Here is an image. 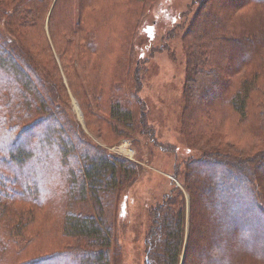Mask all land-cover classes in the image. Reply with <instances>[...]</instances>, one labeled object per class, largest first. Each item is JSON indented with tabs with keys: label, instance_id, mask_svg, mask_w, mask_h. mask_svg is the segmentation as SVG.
<instances>
[{
	"label": "rangeland",
	"instance_id": "obj_1",
	"mask_svg": "<svg viewBox=\"0 0 264 264\" xmlns=\"http://www.w3.org/2000/svg\"><path fill=\"white\" fill-rule=\"evenodd\" d=\"M2 1L0 0V5ZM49 2L51 6L45 15L39 16L36 31L30 34L27 30L26 41L21 45H18L15 36L7 32L5 28V23H8L6 14L12 7L7 8L9 10L0 7V32L3 35V42L5 43L6 38L5 44L9 43V50L22 56L30 66H33L47 85L51 83L50 74H54L53 64L61 82V88L64 89L65 94L61 98L65 100H61L62 105H59L62 107L63 117H58V115L59 122L42 127H47L45 133H50L53 126L60 127L62 133L65 132L63 142L68 143L66 145L68 149H66L69 150L70 170L74 174L81 173L86 159L98 157L99 152L103 151L109 158L115 159L118 163L117 168L127 165L132 173L130 177L133 181L130 185L124 184L125 187L116 203H113L110 208L107 207L105 201L107 196L103 191L96 192L94 195L88 188H84L82 192V188L74 184L72 177H69L70 174H68L67 195L59 193L52 202H49L48 206L46 204L35 206L25 201L29 195H23V193L18 194L19 199L14 201H0V234L5 238H0V248L3 250L0 253V263L17 264L70 249V243L74 240L67 234L65 219L69 216L83 218L94 215L97 217L100 208L103 207L102 214L106 217L111 232L108 264H146L147 259L154 264L156 243L152 239L151 229L159 221L157 208L165 205L174 195L172 200H175L176 204H171L170 208L175 212L180 209L182 211L183 252L188 234H190L191 209L195 201L188 192L186 184L198 189L199 184L204 181L206 183L201 185L202 192L200 191L203 194L199 197L206 199L208 195H212V192L217 196L213 200L203 202L202 206L199 204L201 216L208 218L211 225L216 224L214 225L216 226L214 237L211 239L206 234L203 238L207 241L212 240L209 241V246L214 245L221 252L225 250L223 253L226 251L228 253L233 246L238 248L236 259H233L236 264H246L245 262L248 261L263 264L256 257L260 249L264 250V232L262 231L264 229V165L261 166L263 173L260 171V179H262L260 182L237 185L234 198L238 204L236 203L235 209H232L229 206L225 208L222 204L226 188L230 184L228 178L221 179L224 176L221 172H224L226 168L221 167L222 164H220L213 166L219 168L215 170L211 167L215 164L208 165L199 161L202 158H208L209 154H206L208 151L215 152L221 159L227 161L232 159L242 161L257 156L259 152L253 149L254 142L245 131L246 123L237 125L236 122L229 121L232 120L230 117L224 121L222 115L228 110H224V106L218 104L223 102L227 90L224 83L220 89L221 82L218 87V83L213 80L209 87L210 76L208 79L204 76L197 77L198 79L204 77L196 88L205 87V92L196 99L189 113L190 116H187L188 109L184 100L188 69L186 43L189 45L193 42L190 41L193 39L192 35L199 36L195 34V30L201 27L197 10L199 7H209L211 2L214 3L212 7H227L231 0H50ZM249 2V7L254 5L264 7V2H255V0H249ZM53 7L58 8L52 25L48 27L50 10ZM126 11L132 14L131 17H128ZM74 12L77 15L71 19ZM202 13L201 15L206 12ZM61 16L68 17L71 23L72 21L78 23L85 19L87 28L96 33L98 37L96 43L99 49L94 46L95 54L81 59L80 35L76 32L74 34L65 33L57 23ZM131 21L136 26L131 39L135 44L134 53L136 59L138 58L137 74L140 77V91L137 97L144 107L142 119L147 126L144 129L136 124L139 129L136 131L139 133L128 132L127 137L118 139L114 136V141H109L112 134L107 129L101 133L97 125L92 124L90 118L85 116L82 110H80L82 118L79 117L74 100L77 102L75 95L86 94L87 90L93 97V104L101 106L104 103L102 92H111V84L121 79L128 61V58L125 59V54H121L122 47L119 52L109 54L118 48L112 38L118 41V37L123 39L125 35L126 38L129 32L131 35V29L128 28L126 31V27L132 24ZM216 24L220 22L216 20ZM97 28H99L98 32H96ZM187 31L190 35L186 37ZM232 38L234 42L235 39ZM241 41L242 38H238L236 42L230 44L228 50L223 48L224 57L219 58L217 62L218 66L223 67L222 70L227 69V62L222 60L231 57H235L232 61V64H235V70H240L237 62L242 55L246 54L244 50L238 49ZM121 43L123 44L122 40ZM261 52L264 54L263 47ZM252 55H249L251 63ZM32 56L37 58V61L39 60L41 67ZM122 57L124 59L121 61ZM257 66L261 67L260 60ZM230 71L227 70V72ZM1 73L0 70V79H4ZM14 77L20 84H25L23 78L20 79L17 75ZM12 79L7 81L16 89L17 85ZM206 86L209 87L207 90ZM98 88H101L102 92L98 91ZM37 89L39 92L41 89L43 92L41 95L45 94L42 83L37 86ZM56 90L58 94L61 93L59 84L56 85ZM26 92L29 93L26 94ZM16 93L26 96V99L32 102L33 111L39 110L38 100L35 99L37 95L35 96L26 84L25 88L21 87L19 91L16 89ZM3 94L5 98L0 95V101L2 103L11 101L12 107L19 111L15 114L23 115L22 101L11 100L8 92L3 91ZM202 101L207 102L202 103L198 110L202 111L212 103V108L216 112L215 128L209 129L207 126L205 133H203L205 123L195 120L192 116L198 112L196 107ZM130 104L132 107L134 104L137 105L136 101H131ZM7 116L9 117L8 113ZM65 116L72 124L74 122L77 124H75V130L71 125H67ZM106 116L102 114L100 117ZM38 128L41 129V127ZM73 132L76 133L75 136ZM66 135H69L70 139ZM28 138L29 136L26 135L19 142L23 149L27 148L25 140ZM80 138L86 143L94 144V149L97 148L99 151L79 145ZM47 140L49 144L50 139ZM49 151L51 153L47 157L48 162L59 166L62 160V150L59 152L55 146ZM53 156L56 157L55 160L51 158ZM190 159L193 162L187 170L186 162ZM206 160L209 162L208 159ZM230 177L232 179L233 176ZM7 187L9 184L3 187L4 192ZM16 190L12 187V195L17 193ZM225 214L228 216L227 219L220 221ZM211 215H216L217 222L210 219ZM252 215L258 217L260 221L251 220L250 224L246 223L244 219L250 220L249 217ZM205 244L197 242V245L203 249H205ZM191 251H193L192 247L189 249V252ZM229 255L227 261H224L225 264H232L228 260ZM181 257L180 264L183 262V256ZM211 257L216 258L215 260L218 258L215 253L210 254ZM85 258V254H82L77 261L70 259L66 264H86ZM211 262L209 264H224L220 259L215 262L212 259ZM45 264L59 263L52 260Z\"/></svg>",
	"mask_w": 264,
	"mask_h": 264
},
{
	"label": "trees",
	"instance_id": "obj_2",
	"mask_svg": "<svg viewBox=\"0 0 264 264\" xmlns=\"http://www.w3.org/2000/svg\"><path fill=\"white\" fill-rule=\"evenodd\" d=\"M49 1L3 0L1 2L0 7H3L5 10H9L7 8L12 7L8 14L5 12L8 20V23H5V28L8 30L7 32L15 36L18 45L26 41L25 34L27 30L30 31V34L36 31L39 16L45 15L51 6ZM256 1L260 3L264 2V0ZM208 2L210 3V1ZM249 3V0H231L227 7H212L214 5L213 2H211L209 7H199L197 15L199 17L198 22H201V27L195 30V34L199 36L195 37L191 34L193 39H190V41L193 42L189 45L186 43L188 69L184 100L185 106L188 109L187 116H190L189 113L195 105L196 99L201 97L205 92V87L200 86L196 88V86L199 84V81H203L204 77L208 79V76H210L209 87L213 80L218 83V87L221 82L220 89L224 83L227 90L223 102L218 104L222 107L224 106V110H228L222 115L224 121L230 117L232 120L229 121H234L237 125L246 123L245 131L251 136V141L254 142L253 149L259 152L257 156L251 159H243L242 161L232 159L231 161H227L221 159L215 152L208 151L206 152V154H209L208 158L199 160L204 164H215L211 165V167L222 164L221 167L226 168L224 172H221L224 174L221 179L228 178L230 184L226 188L227 191L225 198L222 200V204L225 208L229 206L232 209H235L236 203L238 204L234 198L237 185L239 183L247 184V182H253L256 184L260 182L262 180L260 179L261 166L264 165V68H262L264 66V54L261 52V48L263 47L264 49V7L255 5L249 7ZM57 8L53 7L50 10L48 27L54 21ZM88 8L90 9V7ZM148 9L150 10V7ZM202 12L206 13L203 14ZM73 14L71 19L77 15L75 12ZM126 14L128 17L132 15L128 11H126ZM231 16H233L232 19ZM233 19L235 21H232ZM216 20L220 24H216ZM132 21V24L126 27V31L128 28L132 30L131 35L129 32L126 38L125 35L123 39H119L118 37V41L112 38V41L117 43L118 48L109 54L112 55L113 53L119 52L122 47L121 54H125V59L128 58V61L121 79L117 83L111 84V92H102L101 88H98V91L103 93L104 103L101 106L93 104V97L87 90L86 94L80 91L81 94L75 95L80 110L84 112L85 116L90 118L91 123H95L101 130V133L104 129H107L112 134L109 141H114V136H117L118 139L127 137L128 132L139 133L136 131L139 130L136 124L141 125L144 129L147 126L146 122L142 119L144 116V107L137 97V93L140 91V77L137 74L138 58L136 59L134 53L135 44L131 39L136 29ZM57 23L65 33L69 32L74 34L76 32L80 35L82 41V46L80 47L81 59L95 54L96 48L94 46L98 48L96 43L98 37L96 33L87 28L85 19L78 23H74L73 21L71 23L68 17L61 16ZM96 30L98 32L99 28ZM185 35L186 37L190 35L189 31ZM2 36L0 32V70L4 76V79H0V95L2 98H5L4 91L11 95V100H21L23 104V115L15 114L19 111H16L12 107L11 101L7 103L0 101V201H14L15 199H19V195L23 193V195H29L25 201L35 206L37 204L38 206L45 204L48 206L50 204L49 202H52L59 193L67 195L68 179L72 177L74 184L79 185L82 188V192L84 188H88L94 195L96 192L103 191L107 196L105 200L107 207L110 208L113 203H116L125 185H130L133 181L130 177L132 174L131 171L127 168V165L117 168L118 163L115 159L109 158L105 152L100 150L101 152H99L98 157L86 159L81 170L83 175L81 173L74 174L71 172L69 150H67L68 146H66L68 143L63 142L65 132L62 133L60 127L56 128V126H53L50 133H45L47 127H42L47 124L52 125L59 122L58 117H63L62 107L59 105H62L61 100H65L61 98L65 93L64 89L61 88V82L55 72V66L52 64L54 74H50L51 83L47 85L33 66H30L22 56L16 55L13 50H9V43L5 44L6 38L4 39V43ZM232 37L235 39L234 42L238 38H242V41L239 42L238 49L244 50L246 53L237 62V66L240 65L239 71L235 70V64H232L235 57H227L228 59L222 60L225 63L227 62L226 70H222L223 67L217 65L219 58L224 57L222 54L223 48L229 49L230 44L232 45L234 43ZM66 50L68 51V48ZM250 54H253L251 56L252 63L250 61ZM33 59L36 60L37 58L33 57ZM123 59L122 57L120 60L122 61ZM259 60L261 67L257 66ZM37 64L41 67L39 60ZM121 66L123 65L121 64ZM227 70L231 71L227 72ZM14 75H17L20 79L23 78L28 88L34 92L35 96L37 95L35 99L38 100L39 110L33 111L32 102H29L26 96H21L16 93V89L19 91L21 87L25 88V84H20ZM198 76L204 77L198 79ZM8 79L14 81L17 85L16 89L7 81ZM40 83L43 84L45 89V94L43 95H41L43 93L41 89H39L40 92L37 89ZM57 84L60 85V94L56 90ZM88 84L90 85V83ZM209 87L206 86V90ZM28 93L26 92V94ZM131 101H136L137 105L134 104V107H132L130 104ZM206 102L202 101L196 107L197 110L198 107H201L202 103ZM215 113L211 103L202 111L199 109L198 112L191 115L194 116L195 120L205 123L203 130V133H205L207 132V126L209 129L215 128ZM102 114H106L108 118H106L107 116L100 117ZM140 114H142L141 119ZM136 120L139 121L136 122ZM67 123V125H71L72 129L73 127L74 130L76 129L77 124L75 122L72 124L69 118H67ZM38 127H41V129ZM73 134L75 136L76 133L73 132ZM26 135L29 136L28 140H25L27 141L25 146L27 148L23 149L19 142ZM77 136H79L78 133ZM188 136L191 138L189 134ZM66 137L70 139L69 135H66ZM48 138L50 139L49 144ZM83 141L80 138L78 144L94 149V144L86 143L85 141L84 144ZM55 146L59 152L62 150V162H59V166L47 160L49 153H51L49 149ZM94 150L99 151L97 148ZM54 157L51 158L55 160L56 157ZM192 162L191 159L186 162L187 170L191 167ZM77 166L79 167L78 164ZM62 168L64 169L63 171ZM213 169L218 170L219 168L213 167ZM68 174L71 176L68 177ZM230 176H233L232 179ZM205 183L202 181L198 189L192 188L188 183L186 184L188 192L191 193L195 201H193V207L191 209L190 234H188L183 252L184 231L182 211L180 209V211L175 212L170 208L171 204H176V201L172 200L174 195L168 199L165 205L157 208L156 211L159 216V221L151 229L153 232L152 239L156 243L154 264H180L181 256H183V262L181 264H209L212 263V259L214 262L220 259L225 264L224 261H227L229 253L228 260L230 263L236 264L233 259H236L238 248L233 246L228 253L227 251L223 253L225 250L221 252L214 245L213 247L209 246L210 240L208 239L207 241L203 238L207 234L212 239L216 232V226H214L216 224L213 225L212 223V226L208 218L202 217L199 212V204L202 206L203 202L213 200L217 196L212 192V195H208L206 199L199 197L200 194H203L201 193V185H205ZM7 184H9V187L4 192L3 187H6ZM12 187L17 189L15 195H12ZM178 195L180 196L181 194L178 192ZM98 202L100 204V201ZM224 207L222 206L223 209ZM103 210L104 208L101 207L97 217L94 215L83 218L69 216L65 219L67 234L74 240L73 243H70V249H66L63 252H56V254H46V256L33 258L17 264H45L52 260H56L59 264H66L70 259L77 261L82 254H85L86 264H108L111 232L110 225L107 223L106 217L102 214ZM226 217L228 216L225 214L220 221L227 219ZM210 219L217 222L216 215H211ZM247 219L245 218L244 221L248 224H250L251 220L260 221L254 215L249 217L250 220ZM262 231L264 232V229ZM0 238H4L2 234H0ZM199 241L206 243L205 249L197 245ZM83 246L85 247L83 248ZM191 247L193 251L189 252ZM2 251L0 248V253ZM212 253L218 256L217 260H215L216 258H210V254ZM256 259L264 264V250L260 249ZM245 263L254 264L252 261ZM146 264H151L150 259L146 260Z\"/></svg>",
	"mask_w": 264,
	"mask_h": 264
},
{
	"label": "water",
	"instance_id": "obj_3",
	"mask_svg": "<svg viewBox=\"0 0 264 264\" xmlns=\"http://www.w3.org/2000/svg\"><path fill=\"white\" fill-rule=\"evenodd\" d=\"M74 104H75L76 111H77L79 117L82 118V113H81V111H80V108H79V106H78L76 100H74Z\"/></svg>",
	"mask_w": 264,
	"mask_h": 264
}]
</instances>
